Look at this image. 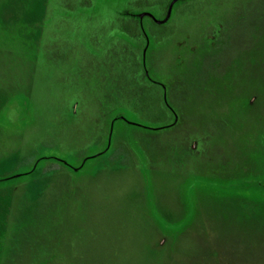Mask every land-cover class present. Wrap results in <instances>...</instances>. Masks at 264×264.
<instances>
[{
	"label": "rangeland",
	"instance_id": "1",
	"mask_svg": "<svg viewBox=\"0 0 264 264\" xmlns=\"http://www.w3.org/2000/svg\"><path fill=\"white\" fill-rule=\"evenodd\" d=\"M84 1L0 0V264H264V0L188 2L151 27L167 129L140 38Z\"/></svg>",
	"mask_w": 264,
	"mask_h": 264
},
{
	"label": "flooded vegetation",
	"instance_id": "2",
	"mask_svg": "<svg viewBox=\"0 0 264 264\" xmlns=\"http://www.w3.org/2000/svg\"><path fill=\"white\" fill-rule=\"evenodd\" d=\"M108 4H114V6L118 7L119 10L116 13L117 21L122 22L124 20L123 25L121 23V26L118 25V33L120 34H125L128 35L130 32L135 31L136 35L140 38L142 45L140 46V59H139V65L143 68L144 71V76L146 78V81L154 85L155 87L160 88V98L161 102L163 103V106L165 108V111L172 117V121L164 125L161 129H167L175 126L178 123V114L175 111V109L172 107L170 104L168 98H167V89L166 86L158 81H155L151 78L149 72L147 71L146 68V53L147 49L150 46V33H151V27L154 28H166L169 27V25L175 20L177 15L182 14V5L185 3L187 4L188 2H197L200 0H104ZM88 2V4L86 3ZM94 3L96 0H86L84 1L83 4L85 6H90L89 3ZM84 6V7H85ZM227 19L225 17L221 16H215L214 21L212 24L208 22L207 25L202 27V32L200 33L201 36L199 35V39L201 42L204 43V45L208 46L206 47V50H212V53L215 52V45L219 44V40L224 37V34H227V31H225V28L228 26L225 25L226 22L224 20ZM131 21V23H129ZM229 25V24H228ZM117 26V25H116ZM230 29V27H229ZM130 35V34H129ZM154 37V35H152ZM125 41H129V39L124 36ZM130 42V41H129ZM196 48L197 47H193ZM193 48H189V54H184L185 56H188L189 61H203L206 59L208 55H210L211 51L208 53L205 52L201 55L197 53V51L193 52ZM138 49V50H139ZM181 55L179 54L177 57H180ZM209 57V56H208ZM199 60V61H198ZM213 67V72H216V67ZM214 72V73H215ZM230 77V76H229ZM155 104V102H153ZM118 118L114 119L112 122L114 124L115 120ZM261 119H263L262 124V133H261V148L264 151V112L261 111ZM113 124L110 125L108 129V133L105 139V143L103 148L99 150V152L94 156V157H100L105 154H107L112 146V134H113ZM99 143V141H98ZM102 144V143H101ZM51 157L53 158V161L55 163H58L61 165L63 168L70 169L73 172H78L80 170V167L83 166L80 164L78 167H72L68 165L66 162L63 160L52 157V156H47L45 158ZM91 157H87L82 161L81 163H84L85 160H88ZM38 163V159L34 161V164L32 165V168L24 173H19L16 177H23L27 174H30L34 170V166L36 168ZM252 180L249 178V181ZM264 188V187H263Z\"/></svg>",
	"mask_w": 264,
	"mask_h": 264
},
{
	"label": "trees",
	"instance_id": "3",
	"mask_svg": "<svg viewBox=\"0 0 264 264\" xmlns=\"http://www.w3.org/2000/svg\"><path fill=\"white\" fill-rule=\"evenodd\" d=\"M97 157V156H96ZM40 160H43V158H40V159H38V162L40 161ZM44 160H49V161H53V158H51V157H48V158H44ZM54 162V161H53ZM55 163V162H54ZM58 164V163H57ZM59 165V164H58ZM60 166V165H59ZM80 166V165H79ZM80 169H82V166L80 167ZM59 169L57 168V169H51L50 170V172L51 173H54V172H56V171H58ZM28 175V174H27ZM250 181H252V180H250Z\"/></svg>",
	"mask_w": 264,
	"mask_h": 264
}]
</instances>
